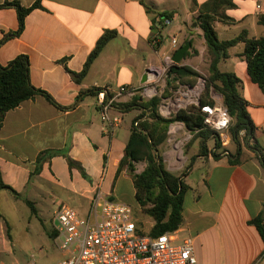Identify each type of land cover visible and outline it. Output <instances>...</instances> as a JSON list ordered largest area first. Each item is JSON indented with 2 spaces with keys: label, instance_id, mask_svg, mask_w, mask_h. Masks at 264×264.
<instances>
[{
  "label": "crops",
  "instance_id": "obj_1",
  "mask_svg": "<svg viewBox=\"0 0 264 264\" xmlns=\"http://www.w3.org/2000/svg\"><path fill=\"white\" fill-rule=\"evenodd\" d=\"M6 1L14 0H0V5ZM17 1L30 7L38 0ZM209 1L40 0L41 7L27 14L23 31L0 45V63L8 65L18 55L27 54L31 83L50 93L64 108L38 95L6 113L0 127V180L22 197L10 188L0 187V199H11L8 205L15 209L19 200L28 198L36 207L35 197L49 195L57 198V207L66 203L88 213L98 191L121 200L125 191L118 185L120 180L132 183L136 194L127 168L120 173L118 170L131 135L132 119L140 110H123L118 103H126L133 96L118 97L110 114L123 121L109 131L92 90L143 86L148 69L162 66L171 52L170 39L174 36L179 46L188 40L193 46L179 65L191 66L207 76L211 59L197 18ZM233 2L235 6L220 9L224 18L215 21L219 38L233 39L244 30L249 37L264 36V0L261 9L257 8V0ZM164 12L174 14L172 24L165 29L169 40L162 37L160 44L155 45L153 37ZM18 28L17 9L1 7L0 40ZM108 30H116V37L103 48L86 76L75 80L72 72L82 71L98 39ZM244 51V42L232 46L229 57L220 60L219 68L242 80L240 91L249 102L259 145L264 146V92L248 72ZM212 97L215 102L224 103L221 94L212 92ZM127 113L131 114L130 123L125 119ZM177 123V136H182L188 127L184 122ZM209 145L212 147L213 141ZM242 146L241 161L233 162L236 157L231 155L236 153L237 145L229 136L225 144L229 154L219 158L212 154L197 156L184 176L189 187L184 197V223L177 231L180 237L195 238L198 264L199 254L209 257L211 253L220 264H264V240L250 223L257 216L264 218V168L257 152L244 143ZM185 147L176 151L167 140L163 156L169 170L181 173L199 153L200 140ZM45 150L58 154L31 177L38 155ZM68 157L77 165L70 167ZM5 215L0 209V216ZM52 235L55 237L54 230ZM3 252H14V242L7 221L0 219V253Z\"/></svg>",
  "mask_w": 264,
  "mask_h": 264
},
{
  "label": "trees",
  "instance_id": "obj_2",
  "mask_svg": "<svg viewBox=\"0 0 264 264\" xmlns=\"http://www.w3.org/2000/svg\"><path fill=\"white\" fill-rule=\"evenodd\" d=\"M5 6H13L17 9L19 28L13 33L6 34L0 40V45L9 37L19 35L23 31L27 14L34 8L41 7V3L38 0L32 6L25 7L19 1L14 0L6 1L0 5V8ZM233 6H235L233 0H210L202 6L203 10L197 18L198 25L203 30L207 52L211 59L209 74L204 77L191 66L174 64L166 80L168 94L171 88L178 86L180 83L194 85L199 77H204L206 87L201 95V105H191L170 117H164L158 110L161 102V97L159 96L145 99L142 95L137 94L126 103H118L125 111H129L132 108L140 110L132 119L131 135L118 172L120 173L124 168H127L132 175L136 188V200L142 206L145 214L154 221L153 226L148 231L152 236L176 231L183 225L184 197L189 187L184 181V176L193 167L196 157L212 154L215 158H219L225 152L229 154V150L222 142L221 133L211 129L204 123L205 113L202 107L215 103L212 92L223 96L224 104L233 119L229 132L232 141L237 145V151L231 155L232 158L236 157L232 161H241L240 154L244 143L245 146L257 152L264 168V151L256 138V125L248 110L249 102L240 91L242 80L235 73L222 72L219 68L220 60L229 57V49L239 42H244V55L247 60L248 72L253 81L264 92V36L249 37L247 31L244 30L233 39L221 40L215 29V21L220 17L224 18V14L220 12V9ZM173 15L172 12H164L160 18L165 16L172 18ZM159 20L158 23L161 22V19ZM116 35V30H108L98 39L82 71L72 72L75 80L80 81L86 76L103 48ZM190 49L185 56L190 53ZM100 89L94 88L92 93L97 94ZM38 95L44 96L55 106L64 108L50 93L35 87L31 83L30 60L27 54L18 55L8 65L0 63V127L9 110L17 108L25 100L33 99ZM176 121L184 122L189 129H198L188 144L193 143L197 139L200 140L199 153L191 158L184 170L179 174L167 168L163 156V147L169 137L170 125ZM243 130L246 131V134L242 138L240 132ZM251 138L255 139L256 144H250ZM210 141L214 143L212 147L209 145ZM56 154L58 152L52 150L41 152L37 157L36 168L31 177L40 173L44 163ZM68 162L70 167L77 165V162L70 157H68ZM137 162L146 163L144 170L140 173L136 172L135 163ZM0 187L10 188L17 197H22L18 191L5 184L2 180H0ZM24 199L30 205L32 212L37 214L34 202L28 198ZM250 223L257 227L264 240V218L257 216L250 220Z\"/></svg>",
  "mask_w": 264,
  "mask_h": 264
},
{
  "label": "built area",
  "instance_id": "obj_3",
  "mask_svg": "<svg viewBox=\"0 0 264 264\" xmlns=\"http://www.w3.org/2000/svg\"><path fill=\"white\" fill-rule=\"evenodd\" d=\"M262 2L257 0L258 9L262 8ZM160 19L153 37L155 45L162 40L161 30L173 22L166 16ZM170 41L171 52L165 56L162 66L149 68V78L143 86L96 87L101 88L96 94L97 106L103 121L108 123L109 131H114L123 121L120 116H111L110 110L116 99L124 94L134 96L141 92L142 97H161L158 110L164 117L191 105H201V95L206 87L204 77H199L194 85L180 83L167 94L166 80L176 64L172 55L179 47L176 36ZM202 110L205 113L204 123L221 133L224 145L228 143L233 119L225 104H207ZM177 124V121L171 123L168 140L173 141L176 151H181L198 129L186 128L182 136H177ZM245 134V130L240 132L242 138ZM250 144H256L255 139L251 138ZM261 148L264 151V146ZM53 222L55 240L64 253V257L55 264H198L194 237H180L177 230L152 236L128 202L104 196L101 191L93 196L86 216L73 206L62 203L54 212ZM29 264L39 263L33 258Z\"/></svg>",
  "mask_w": 264,
  "mask_h": 264
},
{
  "label": "rangeland",
  "instance_id": "obj_4",
  "mask_svg": "<svg viewBox=\"0 0 264 264\" xmlns=\"http://www.w3.org/2000/svg\"><path fill=\"white\" fill-rule=\"evenodd\" d=\"M166 28L161 30L165 41L169 40ZM160 83L162 84V81ZM144 98L149 99L147 96ZM125 119L130 123L131 114L127 113ZM170 142L173 146V141ZM145 164V162H137L136 172L137 169L140 171ZM118 185L125 191L120 199L128 202L133 207L136 217L148 232L152 226L153 219L145 214L142 206L137 202L132 183L120 180ZM34 200H36L37 214L32 212L30 205L25 200L17 201L16 208L12 209L8 205L11 199H0V209L6 213L4 217L0 216V219L7 221L10 236L14 242V252L0 253V264H29L33 258L39 264H55L64 257L63 251L59 248L55 237L52 235L54 230V212L58 205L57 198L44 195L43 197H35ZM74 208H77L82 216H86L87 213L80 209L79 206ZM195 251L197 253L196 242ZM207 251L210 254L209 248ZM199 256L200 264H220L212 253L209 257L203 256V254H199Z\"/></svg>",
  "mask_w": 264,
  "mask_h": 264
},
{
  "label": "water",
  "instance_id": "obj_5",
  "mask_svg": "<svg viewBox=\"0 0 264 264\" xmlns=\"http://www.w3.org/2000/svg\"><path fill=\"white\" fill-rule=\"evenodd\" d=\"M192 42L190 40L186 41L183 45L179 46L177 50L172 55V60L176 64H180L182 60L185 58L186 52L190 49ZM150 69H148L147 73L143 77V82H147L148 74Z\"/></svg>",
  "mask_w": 264,
  "mask_h": 264
}]
</instances>
